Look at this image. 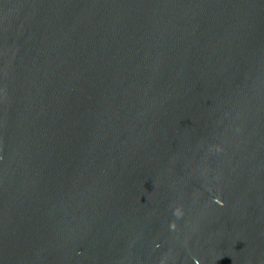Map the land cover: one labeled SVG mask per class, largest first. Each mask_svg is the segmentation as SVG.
<instances>
[{
	"label": "water",
	"instance_id": "obj_1",
	"mask_svg": "<svg viewBox=\"0 0 264 264\" xmlns=\"http://www.w3.org/2000/svg\"><path fill=\"white\" fill-rule=\"evenodd\" d=\"M198 261L264 264V0H0V264Z\"/></svg>",
	"mask_w": 264,
	"mask_h": 264
},
{
	"label": "clouds",
	"instance_id": "obj_2",
	"mask_svg": "<svg viewBox=\"0 0 264 264\" xmlns=\"http://www.w3.org/2000/svg\"><path fill=\"white\" fill-rule=\"evenodd\" d=\"M216 205H219L221 207L225 206V202L220 199L219 197L215 198L213 201ZM174 215L177 217V219L182 218L185 215L184 209L182 206H179L175 209L174 211ZM179 227L178 223L176 220L172 221V223L170 224V230H176ZM157 248L160 247L159 244L156 245ZM162 264H164V262H162ZM197 264H199V261L197 262Z\"/></svg>",
	"mask_w": 264,
	"mask_h": 264
}]
</instances>
